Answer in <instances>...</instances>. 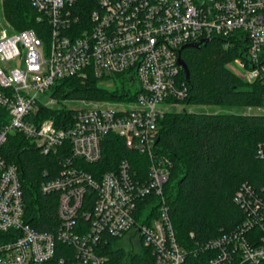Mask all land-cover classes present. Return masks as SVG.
Returning <instances> with one entry per match:
<instances>
[{
	"label": "built area",
	"instance_id": "obj_1",
	"mask_svg": "<svg viewBox=\"0 0 264 264\" xmlns=\"http://www.w3.org/2000/svg\"><path fill=\"white\" fill-rule=\"evenodd\" d=\"M31 5L38 30L0 32V106L10 116L0 129V264H106L105 235L119 242L134 237L154 264H264V197L247 184L236 197L250 213L240 229L193 249L180 245L165 194L171 162L156 151L159 121L188 96L178 64L184 46L216 38L225 47L239 44L242 57L230 65L246 82L264 85V0ZM118 75L131 87L123 99L67 101L79 107L63 106L75 114L62 126L42 119V108L58 106L50 96L56 82ZM15 133L42 154L62 157L59 175L42 184L44 193L59 194L55 233L27 223L21 172L1 153ZM111 134L149 157L147 178L137 175L129 159L99 176L83 169L80 161L95 165L104 159ZM202 256L203 263L190 260Z\"/></svg>",
	"mask_w": 264,
	"mask_h": 264
},
{
	"label": "trees",
	"instance_id": "obj_2",
	"mask_svg": "<svg viewBox=\"0 0 264 264\" xmlns=\"http://www.w3.org/2000/svg\"><path fill=\"white\" fill-rule=\"evenodd\" d=\"M3 8L4 16L17 32L38 30L41 23L31 0H5ZM241 47H225L224 41L216 38L199 48L183 49L181 57L188 66L189 80L183 71L181 79L188 96L180 105L187 109L170 111L159 121L156 151L171 162L165 194L172 208L176 236L184 248L193 249L243 226L250 213L238 204L236 197L244 184L264 197V115L246 112L264 108V85L258 81L248 83L229 68L236 58L242 57ZM109 82H114V86L104 85ZM127 85L130 86L129 81L121 75L102 79L90 76L86 80L66 77L50 91L58 106L42 108V119L54 118L62 126L75 114L63 108L67 101L121 100L131 93ZM189 107L229 111L195 113L189 112ZM9 119L8 112L0 106V129ZM1 153L21 172L27 223L40 233H55L59 194L44 193L42 184L59 175L62 157L58 153L42 154L18 133L11 134ZM103 153L105 157L98 164L79 163L99 176L129 159L137 175L147 178L149 157L130 149L116 135L106 138ZM103 239L101 251L108 257L106 264H154L147 251L130 257L119 245V239L107 235ZM205 259L202 256L190 260L203 263Z\"/></svg>",
	"mask_w": 264,
	"mask_h": 264
},
{
	"label": "rangeland",
	"instance_id": "obj_3",
	"mask_svg": "<svg viewBox=\"0 0 264 264\" xmlns=\"http://www.w3.org/2000/svg\"><path fill=\"white\" fill-rule=\"evenodd\" d=\"M4 5L3 6H0V32L2 30H6L10 33H14V32H17L16 29H14V25H12V23H10L6 16H4ZM229 68L233 71V72H237V66L232 64L229 66ZM104 85L106 87H113L114 86V82H109V83H104ZM127 89H131V87L129 85H127ZM70 107H73V108H77L79 107V104H74V103H71V102H68L67 103ZM65 104V105H67ZM187 109L186 107L184 106H179V107H175L172 111H177V112H181L183 110ZM188 111L189 112H207V113H210V112H214V113H222L224 111H229V110H222L221 108L219 107H210V108H204V107H189L188 108ZM235 111V110H233ZM236 112V111H235ZM247 113H253V112H256V113H261L264 115V108L262 109H256V110H246ZM119 245L123 248V250L125 251V253H128L129 256L131 257L132 254H136V253H141V247H140V244L138 241L135 240L134 237H126L125 239L121 240L119 242Z\"/></svg>",
	"mask_w": 264,
	"mask_h": 264
},
{
	"label": "water",
	"instance_id": "obj_4",
	"mask_svg": "<svg viewBox=\"0 0 264 264\" xmlns=\"http://www.w3.org/2000/svg\"><path fill=\"white\" fill-rule=\"evenodd\" d=\"M208 42H209V39L204 40V41L199 42V43H193V45H186V46H184L182 48V50L185 49V48H199L202 45H206ZM178 64L183 67L185 75H186V79L189 80L188 79L189 78V69H188V66L185 64V62H184V60L182 59L181 56L179 58Z\"/></svg>",
	"mask_w": 264,
	"mask_h": 264
}]
</instances>
